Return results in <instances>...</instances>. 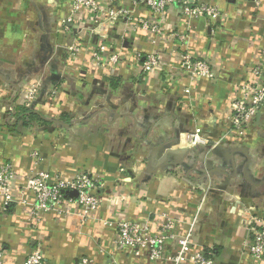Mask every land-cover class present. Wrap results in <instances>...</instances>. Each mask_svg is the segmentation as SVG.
<instances>
[{"label":"crops","instance_id":"1","mask_svg":"<svg viewBox=\"0 0 264 264\" xmlns=\"http://www.w3.org/2000/svg\"><path fill=\"white\" fill-rule=\"evenodd\" d=\"M116 1L115 8L124 3ZM197 1L223 15L187 22L175 8L164 25L172 36L160 39L163 48L212 62L214 79L192 81L138 71L134 54L151 49L142 29L127 31L125 58L98 67L89 53L99 42L92 17L80 12L69 20L73 0H0V161L13 163L20 189L36 170L63 178L82 170L105 182L104 201L87 221L74 208L61 218L48 212L35 226L29 207L14 202L3 210L0 199L2 264H23L40 240L44 264H80L86 255L93 264H162L113 246L108 223L117 213L156 227L167 214L178 234L195 219L194 239L214 264L250 263L245 244L264 212V111L241 136L230 132L228 118L236 85L253 78L260 58L264 0L259 7L255 0ZM124 5L134 17L150 16L141 0ZM123 32L116 20L109 38ZM201 127L208 142L189 146L184 134ZM24 189L16 198L31 202ZM166 246L177 251L174 241Z\"/></svg>","mask_w":264,"mask_h":264},{"label":"built area","instance_id":"2","mask_svg":"<svg viewBox=\"0 0 264 264\" xmlns=\"http://www.w3.org/2000/svg\"><path fill=\"white\" fill-rule=\"evenodd\" d=\"M135 3L136 0H123ZM150 11V16L134 17L129 7L122 3L117 6L116 0H73L70 7L71 16L74 18L80 12H86L92 17L94 23L92 29L99 37V42L93 45L90 56L98 67L106 64H117L124 56L123 42L127 38V31L142 29L146 33V41L151 49L146 54H134V60L138 62V71L159 76L167 73L168 76H188L192 81L200 79H214L215 69L209 59L191 54L188 51L173 47L170 50L160 46V39L172 36L168 31L167 22L169 12L177 9V12L185 17L187 22L204 18L207 22L221 17L222 11L216 4L197 0H141ZM259 7L260 0L254 1ZM124 24V32L117 40L109 38V31L116 20ZM186 35L180 34L178 38L183 42ZM256 41V40H255ZM75 59L79 51L77 45L70 47ZM176 60H175V59ZM134 64V63H133ZM136 65V64H135ZM253 78L248 82L237 84L236 96L230 104L229 127L230 132L241 136L245 133L250 122L259 111H264V43L261 47L260 58L252 68ZM37 87L32 86L27 93V105L36 96ZM184 140L189 146H195L208 142V136L203 127L193 132L185 133ZM122 170V168H121ZM19 173L11 161H0V199L3 210L7 205L18 202L24 207H29L28 216L35 226L42 216L52 212L56 217H65L77 209V216L81 221H87L95 216L104 201L101 192L105 182L98 175L86 171H78L70 178H63L51 174L47 170H36L25 175L23 188L16 186ZM25 188V189H24ZM27 191L33 195L30 202L27 197L19 199L16 194L19 191ZM114 221L107 222L114 226L112 244L116 249H131L136 257L147 258L152 262L162 264H214L211 253L197 246L195 241L196 220L189 223L188 230L183 234L177 232V221L167 215L160 214L161 224L157 227L150 224L149 220L135 221L117 213ZM251 216L249 219L251 220ZM251 239L246 242L245 249L251 261L249 264H257L264 259V212L257 218L252 228ZM174 241L177 246L175 253L170 252L166 244ZM3 255L0 251V264ZM80 264H93V259L82 256ZM23 264H44L43 243L40 240L26 255Z\"/></svg>","mask_w":264,"mask_h":264}]
</instances>
